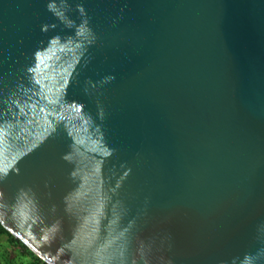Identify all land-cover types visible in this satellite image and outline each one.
Returning a JSON list of instances; mask_svg holds the SVG:
<instances>
[{"label":"water","instance_id":"95a60500","mask_svg":"<svg viewBox=\"0 0 264 264\" xmlns=\"http://www.w3.org/2000/svg\"><path fill=\"white\" fill-rule=\"evenodd\" d=\"M0 222L49 264H264V0H0Z\"/></svg>","mask_w":264,"mask_h":264},{"label":"trees","instance_id":"16d2710c","mask_svg":"<svg viewBox=\"0 0 264 264\" xmlns=\"http://www.w3.org/2000/svg\"><path fill=\"white\" fill-rule=\"evenodd\" d=\"M6 237L8 243L16 250L14 258H10L7 262H3L0 255V264H49L40 256L35 254L25 243L16 238L1 222H0V240Z\"/></svg>","mask_w":264,"mask_h":264},{"label":"rangeland","instance_id":"374dc122","mask_svg":"<svg viewBox=\"0 0 264 264\" xmlns=\"http://www.w3.org/2000/svg\"><path fill=\"white\" fill-rule=\"evenodd\" d=\"M15 249L10 246L8 239L6 237L1 238L0 240V255L3 262H7L10 258H14Z\"/></svg>","mask_w":264,"mask_h":264}]
</instances>
